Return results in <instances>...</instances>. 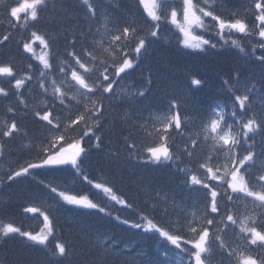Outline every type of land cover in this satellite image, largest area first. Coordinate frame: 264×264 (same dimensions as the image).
I'll return each instance as SVG.
<instances>
[{
  "label": "trees",
  "instance_id": "16d2710c",
  "mask_svg": "<svg viewBox=\"0 0 264 264\" xmlns=\"http://www.w3.org/2000/svg\"><path fill=\"white\" fill-rule=\"evenodd\" d=\"M21 2L4 0L0 4V40L4 36L9 37L0 44V66H11L17 79L25 74L34 76L23 90L27 108L15 97L8 101L0 100V129L16 119L22 130L10 142H6L8 138H0V264H53L55 260H61L62 264H181L182 255L183 264H187L185 254L168 244L158 233L144 230L149 219L164 230L179 232L189 239L194 235L189 231L190 225L198 229L208 227L210 233L220 236L233 248L242 247L243 241L238 238L240 226L248 225L260 216V210L250 202L252 198L242 196L235 202H227V209L222 205L219 215L224 216L225 221V213L237 218V225L233 228L224 229L219 222L215 226L206 225V190L191 191L186 184L188 175L185 173L205 179L206 172L200 164L213 166L215 171L216 161H223V156L216 151L221 142L212 138L210 123L222 114L225 122L233 123V131L238 130L239 126L231 117L235 95L247 93L250 96L246 102L247 115L258 118L264 114V63L257 59L264 56V48L258 46L264 41L259 38L258 30L254 36L233 33L229 37V33H224L228 40L225 44L215 34L219 29L208 30L209 24L215 23L210 21L205 29L197 31V35L222 47L207 48L206 51H202L206 48L204 45L185 48L178 43V36L180 41L183 39L170 22L172 9H164L169 20L159 38L149 37L152 43L147 54L141 56L138 64L134 62L133 69L122 74L119 87L114 86L116 97L104 101L100 126L93 127L95 135L100 137L99 148L95 147V136L85 138L88 154L84 158L82 173L76 174L71 167L39 168L29 169V174L10 180L8 177H14L21 168L39 163L43 150L48 147L47 140L52 139L54 130L50 132L51 126L35 117L36 111L51 108L54 117L66 121L69 116L89 115L100 108L95 96L85 99L81 95L83 90L70 88L74 83L70 81V69L78 66L68 54L76 52L87 62L84 54L92 51L97 62L108 61L111 58L109 45L126 42H114L113 33L118 34V29L126 26L143 28L140 32L142 38L147 35V25L152 23L140 0H87V3L84 0H45L46 6L42 8L39 21H29L26 27L23 19L15 23L7 15L9 7ZM181 2L162 0V3L176 7ZM257 2L208 0L222 19H233L239 14V18L245 19L250 27L255 21L253 13ZM33 31L49 42L47 49L40 43L33 44L39 46V51L42 50L54 66L53 74L45 78L47 94L37 86V69L43 67L40 60L23 50V43L33 39ZM129 41L132 47L137 42L131 35ZM253 45H257L254 51ZM241 47L244 52L240 51ZM65 66L69 69L67 81L59 72V68ZM9 79L0 77V87L7 88ZM149 79L150 85L147 84ZM194 79L201 80L202 84L195 86L192 83ZM53 81L56 87L68 90L67 107L59 104V98L53 91ZM253 85L255 91L248 92L247 89ZM140 91L145 92L143 97H139ZM173 100L178 103V109L170 110V101ZM236 110L239 111L238 105ZM176 111L180 113L184 129L182 135L174 125L164 131ZM225 122H221L224 132L227 131ZM88 124L92 125L90 115ZM83 128V121L74 128L65 127L66 140L61 143L66 145L69 140L78 138ZM164 135L170 139L162 140ZM192 141L196 142L194 149ZM164 143L173 146L179 160L173 164H145L143 161L149 157L148 149ZM185 145L193 155L183 151ZM177 164L185 172H179ZM254 171L260 172L261 169ZM84 175L93 184H89ZM174 177L180 181L179 187H171L167 183V178ZM95 183L110 187L112 193L96 189ZM210 183L217 184L216 181ZM53 187L56 192L52 191ZM253 187L257 191L264 190L259 184L253 183ZM61 191L87 196L93 203L104 207L106 212L68 205L58 195ZM112 194L125 200L130 207L117 204L110 198ZM26 207H35L38 211L28 213L24 211ZM45 215L50 227L44 221ZM125 219L130 223L139 222L143 227L133 229L121 222ZM7 224L33 235L47 236V242L37 245L18 234L5 238L3 228ZM217 243L212 245L210 264H221ZM57 244L69 249L66 258L58 256ZM165 252L167 256L163 255Z\"/></svg>",
  "mask_w": 264,
  "mask_h": 264
},
{
  "label": "snow or ice",
  "instance_id": "6c2138e0",
  "mask_svg": "<svg viewBox=\"0 0 264 264\" xmlns=\"http://www.w3.org/2000/svg\"><path fill=\"white\" fill-rule=\"evenodd\" d=\"M87 3V0H84ZM4 3V0H0V4ZM141 4H146V0H140ZM45 0H22L16 6H11L7 9V15L10 20L18 23L22 19L24 25L27 27L29 21L36 23L40 19L42 8L45 7ZM155 0H153V7L147 9V15L150 17L152 23L147 25L148 32L144 37H140V32L143 28L135 29L132 27H123L122 30L118 29V34H112V40L114 42L126 41L123 43H111L109 49L111 52V58L108 61H96L92 51L86 52L84 55L88 58L85 62L81 55L76 52H71L68 55L75 61L77 67H71L70 69V81L74 82L70 85V88H76L83 90L81 95L85 99H90L91 96H95L100 103V108L95 112H90L89 115L92 119V125L88 124L89 115L78 114L69 116L67 120H62L53 116V110L46 108L43 112L36 111L35 117L39 121L46 122L47 126H51L49 131H53L52 139L47 140L48 147L43 150V157L39 163H30L28 167H23L19 171L15 172V176H9L8 179L12 180L15 177H21L29 174V169L39 168H57L60 166H70L76 174H81L83 169L82 165L84 158L88 154V147L85 141L86 137L95 136L97 141L95 147L99 148L100 137L95 135L93 127H99L100 119L104 111V101H111L116 97L115 87H119V81L123 79L122 74H126L128 70L134 68L135 64H138L142 55L147 54L149 46L152 40L149 38H159L160 32L163 30L164 24L169 20V16L164 11L166 8H171L170 22L171 25H178V16L182 15L183 25H179V32L183 35V40L180 41L177 37L178 43H182L185 48H201V45L206 46L202 51H206L207 48L217 49L222 47L216 42L202 38V35H193V27H203L205 25L204 18H210L215 24H209V31H212L218 26L219 31L215 34L224 40L225 44L228 40L225 39V30H229V37L231 33H239L244 36H254L257 34L264 41V3L257 2L255 4L256 12L253 13L255 21L252 22V26L245 19L239 18L237 14L236 18L225 20L216 11L215 6L208 3V0H182L179 7L174 5H168L162 3L159 7L162 9L160 14H157L153 9L156 8ZM91 11V8H89ZM23 14V16H22ZM163 18V21H162ZM258 21V24L256 23ZM14 26V24H13ZM136 40L135 46H131L129 37ZM33 39L30 42L23 43V50L26 53H32L35 55V50L32 44L39 41L40 45L45 49L49 47V42L42 36L38 35L35 31L31 33ZM9 39L8 36H4L3 40H0V44ZM196 41L197 43H191ZM235 44V41H232ZM76 45L73 44V47ZM257 45H253V51ZM264 48V43L258 45ZM241 52H244V48H240ZM40 60L42 68L37 69L38 78L37 86L44 90V94H47V81L45 78L53 74L54 66L44 56L37 57ZM262 63H264V56L257 57ZM91 65V67L89 66ZM102 65V67H101ZM32 66L29 65V68ZM83 69V72H80ZM59 72L63 74L64 79H69V69L67 66L59 68ZM85 73L89 74L88 76ZM0 77L11 78L7 81L8 87H0V100L8 101L12 97H15L20 104H23L27 108V103L23 99L24 89L28 81L34 79L33 75L25 74L23 78H16V74L11 66H0ZM92 77H95L92 79ZM90 81V82H89ZM192 83L199 87L202 81L194 79ZM147 84H151V80L147 81ZM224 84L227 85L228 81L225 80ZM53 91L59 98V104L65 105L66 99H68V90H62L60 87L55 86L53 81ZM248 92L255 91V85L251 89H247ZM139 97L145 95L144 91L139 92ZM250 100V96L246 93L244 95H235L232 104L231 117L233 122L238 125V130L233 131V123L225 122L224 115L220 114L217 119H213L210 123V131L212 138L220 141L221 143L216 146V151L223 156V161H216L217 166L215 171L213 166L201 163L200 168L205 169L206 178H198L196 174H189L186 184L191 191L195 192L200 189L206 190L205 197L206 205V225L215 226L218 222L223 224L224 229L233 228L237 225V218L233 214L225 213L224 216L219 215L222 211V205L225 209L228 207L227 202H235L243 196L244 198H252L250 201L255 209L260 210L259 219H253L250 224L240 226L238 238L243 241V246L233 248L230 244H227L220 236L210 233L208 227L197 228L196 226H189V231L194 234L192 238L170 231L164 230L162 227L157 226L151 219L147 221L148 227L144 230L146 232L158 233L168 244L177 249L180 253L185 254L188 258L187 264H210L209 254L212 250V245L217 243V249L221 254V264H264V190L257 191L253 187V183L259 184L264 189V114H261L258 118L255 116H249L248 106L246 102ZM237 105L239 111L236 110ZM65 107H67L65 105ZM178 109V103L173 100L170 101V110ZM12 111V109H8ZM15 116L16 114L13 113ZM84 122V128L81 129V134L78 138L69 140L67 144L61 143L66 140L65 127L74 128L75 125ZM221 122H225L224 126L227 129L224 132L221 129ZM181 135L184 129H182V121L179 111L175 112V115L165 125L164 131L167 132L172 127ZM21 127L16 119H13L10 124L6 123L3 129H0V138H8L6 142L14 140L21 134ZM161 139L168 141L170 137L167 135L161 136ZM191 147H196V142L192 141ZM183 151L191 156L192 151H189L187 145L183 148ZM149 157L143 162L153 164H173L179 160L176 156L173 146L168 143L161 144L160 146L151 147L148 149ZM211 159V158H210ZM179 172H185L184 168L176 165ZM256 168H260V172L254 171ZM223 171V175H220ZM84 179L93 184V181L89 179L87 175H84ZM210 181H216L217 184L213 185ZM222 181V183H220ZM96 189H101L105 193H112L110 187H106L101 183H95L93 185ZM53 192H56L55 187L52 188ZM64 202L68 205L78 206L84 209L97 210L100 213H105L106 209L93 203L87 196L70 195L61 191L58 194ZM117 204L125 207L130 205L125 201L112 194L110 197ZM25 212L35 213L38 211L35 207L24 208ZM111 215V213H108ZM119 220V217H116ZM44 221L47 226L48 216H44ZM125 225H129L133 229L142 228L143 225L139 222H129L127 219L121 221ZM223 230V229H221ZM10 234H18L20 237H27V239L37 245H45L47 242V236L33 235L30 232L21 231L20 228L14 227L12 224H7L3 228V236L9 237ZM51 234V233H50ZM190 246V247H185ZM58 256L66 258L69 249L62 244H57ZM56 255V253H54ZM167 256V253H163ZM181 264H183L184 256L180 257ZM53 264H62L61 260H55Z\"/></svg>",
  "mask_w": 264,
  "mask_h": 264
},
{
  "label": "rangeland",
  "instance_id": "374dc122",
  "mask_svg": "<svg viewBox=\"0 0 264 264\" xmlns=\"http://www.w3.org/2000/svg\"><path fill=\"white\" fill-rule=\"evenodd\" d=\"M258 2H260V3H264V0H258ZM155 4L157 5V7L156 8H154L153 10L154 11H156L157 12V14L159 13V11H160V7H159V5H161L162 4V0H155ZM143 6L145 7V9H146V11H147V9L148 8H152L153 7V0H146V4H143ZM23 15V14H22ZM205 19V25L203 26V27H193L192 29H190L191 31H192V34L193 35H197V31L199 32V30L201 29V28H206V25L208 24V22H210L211 20H210V18H204ZM227 21V20H226ZM183 18H182V15L181 16H178V25H176V26H174V25H172L173 27H174V29H176L177 30V32H179V25H183ZM215 24V23H214ZM217 29H219L218 28V26L216 27ZM209 30V29H208ZM225 33H229V30H225ZM233 33H235V32H233ZM233 33H231V34H233ZM179 34L181 35V37H182V39H183V35L179 32ZM191 43H197L196 41H191ZM33 44H35V45H39V42L38 41H36L35 43H33ZM33 44H32V47L34 48V50H35V55H33L32 54V56L35 58V59H37V57H40V56H44L45 57V59H47L46 58V54H44L43 53V51L42 50H40L39 51V46L38 47H35V46H33ZM38 61H39V59H37ZM148 227V225H145V228H147Z\"/></svg>",
  "mask_w": 264,
  "mask_h": 264
},
{
  "label": "bare ground",
  "instance_id": "6f19581e",
  "mask_svg": "<svg viewBox=\"0 0 264 264\" xmlns=\"http://www.w3.org/2000/svg\"><path fill=\"white\" fill-rule=\"evenodd\" d=\"M167 183L171 186V187H175L181 185L180 181L177 178H167ZM28 256V255H27ZM26 256V257H27ZM25 257V258H26ZM31 257H37V256H31Z\"/></svg>",
  "mask_w": 264,
  "mask_h": 264
},
{
  "label": "water",
  "instance_id": "95a60500",
  "mask_svg": "<svg viewBox=\"0 0 264 264\" xmlns=\"http://www.w3.org/2000/svg\"><path fill=\"white\" fill-rule=\"evenodd\" d=\"M66 167H69V166H60V167H57V168H66ZM45 168H49V167H45Z\"/></svg>",
  "mask_w": 264,
  "mask_h": 264
}]
</instances>
